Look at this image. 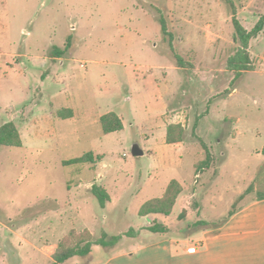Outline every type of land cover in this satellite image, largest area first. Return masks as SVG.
Segmentation results:
<instances>
[{
    "label": "rangeland",
    "instance_id": "rangeland-1",
    "mask_svg": "<svg viewBox=\"0 0 264 264\" xmlns=\"http://www.w3.org/2000/svg\"><path fill=\"white\" fill-rule=\"evenodd\" d=\"M263 12L264 0H0V125L12 120L22 140L0 146V264H49L70 230L119 235L64 263L101 264L149 241L153 222L165 237L192 231L181 229L187 204L225 219L264 169V27L249 42L253 70L234 79L231 19L251 30ZM110 111L123 127L104 134L99 118ZM167 123L183 125L182 144L165 142ZM200 140L213 161L196 173ZM89 151L92 163L62 164ZM172 179L184 183L179 207L140 217ZM95 183L109 188L104 207Z\"/></svg>",
    "mask_w": 264,
    "mask_h": 264
},
{
    "label": "crops",
    "instance_id": "crops-1",
    "mask_svg": "<svg viewBox=\"0 0 264 264\" xmlns=\"http://www.w3.org/2000/svg\"><path fill=\"white\" fill-rule=\"evenodd\" d=\"M168 124H165V134ZM182 143L181 141L167 144L180 145ZM221 175H218L219 180H222L223 175ZM97 177L96 179L99 180L98 175ZM177 181L182 186V191L173 208L179 207L180 199L185 194L184 183ZM152 183L153 179L149 176L144 185L152 186ZM168 183L169 181L161 189L158 197L163 195ZM95 184L108 193L109 188L105 184ZM241 193L239 191L236 195L239 196ZM193 194L190 195L194 197ZM186 207L180 208V213L184 212L186 218L184 228H180H190L192 231L170 234L168 237L160 235L164 232L146 231L148 234L144 237H149V241L134 243V247L130 250L119 252L105 259L101 264H264V200L242 202L233 214L227 215L225 219L217 223L202 218L204 209L199 203L193 206L187 204ZM191 215L195 218L194 220ZM144 217L148 219L150 216ZM166 219V217L163 218L165 223ZM161 225L166 227L164 224ZM152 234L154 236H149ZM192 246L195 250L189 251L188 248Z\"/></svg>",
    "mask_w": 264,
    "mask_h": 264
},
{
    "label": "trees",
    "instance_id": "trees-1",
    "mask_svg": "<svg viewBox=\"0 0 264 264\" xmlns=\"http://www.w3.org/2000/svg\"><path fill=\"white\" fill-rule=\"evenodd\" d=\"M232 26H233V40L237 44V49L233 55L227 59V69L233 73L234 79L241 76L244 72L253 70V62L250 57L248 47L250 40L256 38L258 34L263 30L264 27V12L260 16L257 23L253 26L251 30H247L236 18L235 14L232 15ZM161 24V31L163 34H167L164 19L160 17L159 20ZM68 45V43H67ZM66 45V47H67ZM54 54L60 55L63 50L55 49ZM176 59V65L178 67H183L184 63L178 54H174ZM60 110L57 115L62 118H67L72 116L71 109ZM100 126L104 134H108L114 131L121 130L123 125L120 117L113 111L103 114L99 118ZM196 123L194 124V126ZM184 133V127L182 124L170 123L166 126L165 140L167 143H177L182 141ZM195 133H193L194 135ZM202 147L205 150L204 159L195 163L196 173L203 172L204 169H208L213 161V156L206 144L200 140ZM0 146L7 147H21L22 140L19 136L15 123L12 121L5 122L0 125ZM264 154V148L262 149ZM92 163L94 162L92 152H86L80 157H75L69 160L62 161L64 165L76 164V163ZM182 191V186L180 183L172 179L167 184L163 195L157 198H151L144 203H142L137 211L140 217L150 216V215H168L176 202V199L180 192ZM91 192L93 196L97 199L99 205L104 207L106 201L109 200L108 193L99 185L93 184L91 186ZM247 195H253L251 200H264V169L253 181L244 192H242L232 203L231 208L228 211V215L233 214L238 208L241 201H243ZM185 213L181 212L180 217H184ZM151 232H165L167 228L161 224H156L153 222L147 228ZM133 234L132 228L126 231L125 235L130 236ZM120 239L119 235H111L102 231L101 236L97 240H92L91 234L88 230L75 231L70 230V232L63 236L57 243L55 251L52 253L51 262L49 264H64L67 260L74 256H84L92 251L93 245L99 246H109L115 244Z\"/></svg>",
    "mask_w": 264,
    "mask_h": 264
},
{
    "label": "water",
    "instance_id": "water-1",
    "mask_svg": "<svg viewBox=\"0 0 264 264\" xmlns=\"http://www.w3.org/2000/svg\"><path fill=\"white\" fill-rule=\"evenodd\" d=\"M131 153L133 156H141L143 154V150L140 148L138 144H134L132 146Z\"/></svg>",
    "mask_w": 264,
    "mask_h": 264
},
{
    "label": "built area",
    "instance_id": "built-area-1",
    "mask_svg": "<svg viewBox=\"0 0 264 264\" xmlns=\"http://www.w3.org/2000/svg\"><path fill=\"white\" fill-rule=\"evenodd\" d=\"M188 250H189V251H194V250H195V247H194V246L189 247Z\"/></svg>",
    "mask_w": 264,
    "mask_h": 264
}]
</instances>
